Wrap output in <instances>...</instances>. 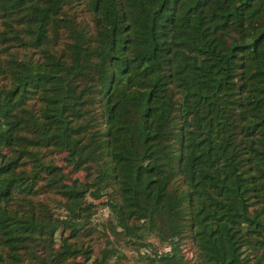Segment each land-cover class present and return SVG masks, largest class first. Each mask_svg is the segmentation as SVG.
I'll list each match as a JSON object with an SVG mask.
<instances>
[{
    "label": "trees",
    "instance_id": "trees-1",
    "mask_svg": "<svg viewBox=\"0 0 264 264\" xmlns=\"http://www.w3.org/2000/svg\"><path fill=\"white\" fill-rule=\"evenodd\" d=\"M119 240L264 264V0H0V264Z\"/></svg>",
    "mask_w": 264,
    "mask_h": 264
},
{
    "label": "rangeland",
    "instance_id": "rangeland-1",
    "mask_svg": "<svg viewBox=\"0 0 264 264\" xmlns=\"http://www.w3.org/2000/svg\"><path fill=\"white\" fill-rule=\"evenodd\" d=\"M73 176H77L80 179L84 178V173L78 172V173H73ZM106 207L99 206L98 207V212L94 216V222L96 224H100L103 221H107L109 219V211ZM109 234V233H108ZM150 242L154 244L155 246L158 245L159 243L155 238H150ZM118 248L121 252H123L127 257L126 259H122L119 264H141L138 261V256L141 252L140 250L133 249L130 246H127L123 241L119 240L118 241Z\"/></svg>",
    "mask_w": 264,
    "mask_h": 264
}]
</instances>
